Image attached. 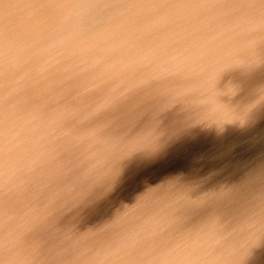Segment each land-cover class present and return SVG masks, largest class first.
<instances>
[{"label": "water", "instance_id": "water-1", "mask_svg": "<svg viewBox=\"0 0 264 264\" xmlns=\"http://www.w3.org/2000/svg\"><path fill=\"white\" fill-rule=\"evenodd\" d=\"M114 1L113 5L103 7V10L95 3L92 11L76 15L91 32L98 36L102 34L94 39L96 42L93 40L95 44L89 50L90 59L101 65L102 74L91 75L86 71L73 70L76 67L75 61H65L64 67L60 60H52L53 63L50 64L48 61L51 59L46 56L51 53V49L44 41L40 42L43 34L39 19L32 17L22 0H0V45L4 44V49L0 48V111L4 107L6 110L13 109L12 113L7 111L1 116L0 147L9 141L3 140L9 125L24 123L26 130L28 129L25 136L28 137L34 124H39L38 118L42 110L48 106L56 107L55 114L51 115L53 125L51 122L44 124V127L57 130L55 137L59 138L60 145L55 147V152L64 166L45 171L32 165L29 161L33 158L32 151H29V159L20 154L21 139L13 143L14 150L11 148L9 152V156L16 161H12L5 152L0 154V249L9 248L3 253L4 256H0V264H57L58 261L66 264L102 263L103 259L93 257L97 249L91 248L99 245L103 247L109 239L113 242L121 233L122 224L131 217L143 216L144 211L140 207L134 206L130 210L129 203L134 192L140 196V201L144 200V192L148 193V172H152L156 182L162 183L163 178L167 182L170 212L165 220L160 224L156 223L151 229L158 234L154 247L173 244V254L176 248L181 253L172 264H215L219 259L224 261L223 264H264V258L260 262L245 261L246 244L239 245L238 240L231 235L219 239L216 235L210 237L208 246L199 253L192 249L193 243L206 232L204 217L207 214L215 216L212 222L214 227H218L227 218L237 220L241 212L240 202L233 200L244 196V193L245 198L247 194L251 196L253 189L259 186L256 184L264 180V163L261 164V159H257L259 152L264 153V137L253 140L246 133L247 125H243L244 129H240L239 125L233 128L230 122V128L223 130L224 121H228L225 114H214V120L210 123L205 118L214 110L209 108L203 111L207 106L202 108L200 99L209 88L216 86V93L222 95L215 104L217 107H214L219 112L223 107L231 109L230 107L237 106L241 100L239 92L238 96L234 92H226L216 82L232 79L235 74L228 73L245 66L250 51L237 48L226 58L219 59L221 66L218 69L224 73L213 74L216 80L206 73L208 63L200 58V52H209L213 47L229 42L227 39L235 42L240 40L243 34L238 39H231L229 33H242L246 29L241 27L245 25L240 24L239 18L248 19L246 13L251 15L249 8L253 3L245 4L241 0ZM118 2H122L124 8L116 11L114 8ZM162 4L164 5L161 6ZM11 5L14 7L12 16L8 14ZM224 9H234V23H223V18H217L218 15L213 18L215 13H226L223 12ZM48 10L50 12L52 9ZM59 14L56 20L59 19L60 22L64 12ZM200 15L210 25L206 29L204 41L191 42L182 33L186 27L197 24L195 21L199 18L196 17ZM174 17L177 22L187 19L175 26L170 24ZM261 20L262 18L259 19ZM24 23L30 26L26 27V32L33 30V33L27 32L33 45L28 44L22 49L17 44ZM249 25L252 27L255 24L252 22ZM9 27L16 34L8 35ZM72 28L74 43L86 39L77 36L75 26ZM150 29L158 37L159 34L164 35L175 29L178 32L175 33L171 46L165 45L162 50H157L159 52L144 58L148 46L143 47V43L150 42V45L159 47L166 35L160 38L149 37ZM253 33V39L259 37V31ZM68 41L64 40L63 43ZM15 54L23 58L15 62ZM130 56L139 59L142 57L139 61H144L143 72L138 71L137 66L129 61ZM82 65L79 64V67ZM262 72L249 77L250 89L264 88V71ZM201 79L205 81V85L200 82ZM153 89L161 90L153 101L156 121L151 126L143 127L154 132L160 140L157 149L186 144L187 148L184 150L197 151L200 147L201 151L185 155H188V161L194 160V166L202 164L205 168L204 181H195V172L191 170L187 173L192 169L188 167L179 168L181 171L177 168L167 172L166 165L174 160L170 158L171 161H166L163 155L158 159L153 158L149 163L142 161L140 166L133 165L134 153H130L123 143L128 135L132 139L137 136L135 131L141 127L130 128V119H126L125 112L128 107L149 96ZM208 95L210 94L205 98ZM232 97L237 98L231 100ZM186 101L189 102L186 104ZM104 106L106 114L102 113L101 107ZM17 108L21 112L16 113ZM67 109H72L73 113H66ZM111 112L115 115L114 124ZM70 123L71 128L68 129ZM259 130L264 136V127L260 126ZM210 132L217 138L225 139L216 141V137ZM222 132L224 136L219 137L218 134ZM230 139L237 144L232 146L233 140ZM214 146L216 154L213 152L205 155L209 158L206 161L203 157L200 159L203 153H208ZM184 150L180 153L183 154ZM78 167H84L83 172L78 171ZM141 170L144 171L143 174ZM70 171H78V174H69ZM240 173L244 174V178L238 177ZM59 174L66 175L58 177ZM181 177H187V181L181 180ZM254 178L256 181H251ZM49 179L48 186L52 188V193L43 189ZM124 179L130 183L127 189H123L121 184L125 183ZM193 203L201 206L199 211L197 207H190ZM185 207H189L191 211L184 213L182 210ZM141 208H144L143 204ZM140 219L143 221V217ZM231 221L223 226L225 231H228ZM73 223L76 225H71ZM101 226V232H95ZM53 232H57L60 237L65 235L69 246L61 239L59 244L62 248L58 250L57 245L52 248L49 237ZM177 235L183 239L177 241ZM95 237L100 238L99 242L92 241ZM176 242L178 246L174 244ZM79 249H82L80 254H75L71 259L69 253Z\"/></svg>", "mask_w": 264, "mask_h": 264}, {"label": "bare ground", "instance_id": "bare-ground-1", "mask_svg": "<svg viewBox=\"0 0 264 264\" xmlns=\"http://www.w3.org/2000/svg\"><path fill=\"white\" fill-rule=\"evenodd\" d=\"M242 2L245 1V4L253 3L249 9H251L252 12H254L251 15L247 12V17L248 19L245 20V18H239V22L242 25L241 27H246L242 31V33L236 32H231L229 33V37L232 39H238L242 34V38L240 40L235 41H230L227 39L225 44L223 43L222 45H217L212 48L209 52H200V58H202L205 63L207 62L208 64L206 65V73L211 77V79L216 80V77L213 76L216 72L221 73L222 70L218 69L219 66H221V62L219 59H223L231 52V51H236L237 48H243V49H248L250 53H248L249 59H247L246 65L242 66L240 69H236L235 72H229L228 74L234 75L232 79L229 80H217L221 84L222 88H225L226 92H234L235 95L238 96L239 94L242 96L238 103V105H234L233 107H230L231 109L228 108H222L219 112V110H216L214 107H217L215 104L218 102L221 98L222 95L216 93V86L213 87V89L209 88L201 97L202 99V110H209V108H212L214 112L208 114L205 119L210 120V123L214 120L213 115L214 114H225L227 115L228 121H224V126L225 130L226 128H230V123L233 124L234 126L239 125L240 129H244L243 125L247 126H254V128L250 127L248 128L245 126L246 133L248 134L249 137H252L254 139H259L263 138L264 136L262 135L261 130H259V127L262 126L264 127V88H261L259 90H252L250 87L247 86L249 84V78L248 79H242L244 75L247 73L248 69L255 65L259 64V71L257 73H262L264 71V0H241ZM114 0H46V3H43L41 7H39V10L41 12L40 14V28L42 30V43H47L50 45L51 53L48 54L49 49H46L47 56L46 58H50L48 62L50 64L53 63V61L57 62V60H60V64L62 67L66 65V62L68 60L70 61H75L76 67H73V70H77L79 72L86 71L88 74L91 75H98L102 74V68L101 65L98 64L96 61H93L90 59L89 55V50L93 44V40L99 36H102L100 33L99 36L95 34L93 31L91 32L86 25L83 24L82 19L77 18L78 14L83 13L84 11H92L95 3L96 5L103 10V7H109V5H113ZM174 2V1H173ZM168 3V2H167ZM162 4L161 6H163ZM122 2H118L114 8V10H122L123 7ZM242 6V4H241ZM48 8L51 10L49 12ZM8 14L12 16L13 12V5H11L10 8H8ZM248 9V10H249ZM246 10V11H248ZM64 12V17L62 20L59 22V19L56 20L57 16L59 13ZM223 12H218L215 13L213 18L221 17L223 18V23L226 21H231L233 22V14H234V9H229L226 10L224 9ZM60 15V14H59ZM77 15V16H76ZM200 16H197V19L195 22L197 24L193 25L191 24L189 27H186L183 30V35L189 39V41L192 42V40L197 41V42H202L204 41L205 34L207 33L206 29L208 28L207 25L209 22L202 20ZM187 17V16H186ZM180 18V17H179ZM195 18V19H196ZM262 18L261 21L259 19ZM187 19V18H186ZM186 19L182 20L185 21ZM84 20V19H83ZM172 20V19H169ZM177 19L174 17V21H172L170 24H173L176 26V24L181 23L177 22ZM254 23L251 27L249 23ZM248 24V25H247ZM25 26V25H24ZM75 26V31L77 36L80 35L82 37H85L86 39L84 40H79L74 43L73 34H72V27ZM251 29H249V28ZM10 28V27H9ZM52 30V32H51ZM260 32L259 37L253 39V32ZM166 32V31H163ZM178 32V29H175L171 32H167L165 35L163 44L159 47H155L153 45H150V42L143 43V47L148 46L145 49L144 52V58H148L152 55V53H157L159 51L157 50H162L165 45L171 46L174 42L175 38V33ZM13 33L16 34L14 30L11 28L7 31L8 35H13ZM151 33L149 37L156 38L158 37L157 35H154L153 30H149L148 35ZM262 33V34H261ZM163 34H159L160 37L164 36ZM158 37V38H160ZM64 40H69L66 44L63 43ZM44 41V42H43ZM95 41V40H94ZM21 42V37L18 39V43ZM61 42V45L59 44ZM96 42V41H95ZM54 46V47H53ZM41 55V54H40ZM46 55V54H45ZM49 56V57H48ZM123 54L121 53V59H122ZM142 57H140L141 59ZM139 58H135L134 56H130L129 61L134 63L137 66L138 71L143 72L144 71V63L143 59L141 61ZM256 59V60H254ZM53 60V61H52ZM66 61V62H65ZM140 62V63H139ZM251 64H248V63ZM79 64H83L82 67H79ZM248 64V65H247ZM67 69H69L68 65L66 66ZM63 69V68H61ZM224 73V72H222ZM258 80V79H257ZM205 85V81L203 79L200 80ZM245 85V88H242V86ZM247 86V87H246ZM246 90H250L252 92H245ZM161 92L160 89H153L149 94H157ZM241 92V93H240ZM208 95L206 98L205 96ZM159 95V94H158ZM237 97H232L231 100H236ZM189 101H186V104ZM135 105H132L131 107H128L127 112V118L129 120L130 128H140L141 129L137 132V136H135L133 139L130 137V135L127 136L126 142L123 143V145H127V150L130 153H134V160L135 162L133 163L134 166L138 164L140 166V162L146 161L150 162L152 159H158L160 155L163 154H156V149L157 146L160 144V140L156 138L154 132H150L147 128L143 127L144 125L150 126L151 121L153 120V116L149 118H144V119H138L137 122H135L136 117L132 114L134 112H139L138 109H134ZM147 108H151V110H155L154 104H151L150 106L148 105ZM236 108V110H235ZM66 113H73L72 109H67ZM155 112V111H151ZM199 113V112H198ZM197 113V114H198ZM49 117H51L52 114H55L54 110L49 111ZM105 114V112H103ZM255 114V115H254ZM234 117H237L234 119ZM239 117V119H238ZM115 115L114 113L111 115V119L114 124V119ZM156 118V117H155ZM154 118V119H155ZM147 119V122L145 123ZM238 119V120H237ZM234 120V121H233ZM237 120V121H236ZM228 122H230L228 126ZM72 123V122H71ZM71 123L68 126V129L71 128ZM74 123V121H73ZM138 125V126H137ZM8 130L5 131V136H3V140L8 139V137L11 136V134H15L16 130L18 129L16 125H9ZM17 128V129H16ZM7 129V128H5ZM176 129V128H175ZM175 129H173L175 131ZM222 130V131H223ZM155 132L157 134V126L155 127ZM226 132V131H223ZM220 133L218 134L219 137H223L224 134ZM172 134V133H171ZM213 137H216V135L213 132H210ZM217 134V133H216ZM209 137V136H207ZM256 137V138H255ZM123 138V136H121ZM216 141L218 140H223L225 138H215ZM233 139H230L232 141ZM5 144V143H4ZM232 146H235L237 142L235 140L232 141ZM129 147V148H128ZM186 147V144L181 145L179 147L171 146L169 148H165L164 152H166L168 149H176V148H184ZM161 149V148H160ZM163 150V149H162ZM197 151H201V148L199 147ZM195 151V152H197ZM162 152V151H160ZM163 152V153H164ZM215 153L216 154V147H212L211 150L208 151V153H204L205 155L210 153ZM31 153V152H30ZM26 155L27 158L29 159V156L31 154ZM33 153V158H30V162H36L39 160L41 156V150L37 151H32ZM204 155L205 161L208 160L207 156ZM257 159H261L260 163H264V153H260L258 155ZM16 161V160H14ZM49 166H52L53 169H59V168H64V167H59L55 163H46L45 167L48 168ZM200 171H204V168L201 169ZM199 173V182L204 181V174L205 173ZM71 174V173H69ZM66 174H59L58 177H64ZM242 176V177H241ZM240 178H244V174L238 176ZM57 178V177H56ZM251 179L253 177H250ZM264 179V177H263ZM57 180V179H54ZM53 180V181H54ZM251 181H256L255 178ZM50 183V182H49ZM48 183V184H49ZM52 185V184H51ZM222 185V184H221ZM220 185V186H221ZM256 186L253 190L252 195H248L245 198L244 196L246 193H244V196H239L236 197L233 201H238L240 202V214L237 216V220H233L231 218L225 219L223 222H220L218 227L212 224L214 221V215L212 214H207L205 216V223H206V232L200 237V239L196 240V243H193V248L196 253H199L203 249H205L208 246V242L210 240V237L216 235L217 239L223 237V236H233L234 239L238 240V244H246L244 247L247 249V253H245V261L251 260V261H256L260 262L264 258V180H260L259 183H257ZM9 188V187H8ZM47 193H52L53 190L50 186L45 185L43 188ZM179 197V196H178ZM244 198V199H242ZM169 194L168 191L164 192L161 194V196L157 199V201L153 204L150 205L149 208L144 210L143 216H138L134 218L133 223H128L126 225L122 224L121 225V235L123 239L126 240V242L134 241L136 243V248L137 250L135 251L134 255V261L133 264H172L175 262V258L179 256L181 253L177 250H175L173 254V250H171V246H159V248L154 247L155 242L158 239V234H156V230H152V223L154 222L153 218H156L155 216H160L162 217L163 220H165L168 216V213L170 212V205H169ZM175 204V202H174ZM173 204V205H174ZM237 204V203H236ZM235 204V205H236ZM190 207H197V210L199 211L200 205L198 203H193ZM184 213L185 212H190L189 207H185L182 210ZM143 217V221L142 218ZM232 220V221H231ZM228 221H231V223L228 224V231H225L226 228H223V226L226 225ZM234 221V222H233ZM124 225V226H123ZM66 227V226H65ZM70 227V224H69ZM99 232H101L102 226L97 228ZM151 229V230H150ZM224 229V230H222ZM150 230V231H148ZM57 232H53V235L49 237L50 243L55 247L57 245L58 250L62 248L61 239L62 242L66 244V246H69V243L66 239L65 235H61L62 237L58 236L56 234ZM60 233V232H59ZM107 235V234H106ZM131 237L129 240L126 238ZM183 238H180L179 235H177V241H181ZM95 240V242H99L100 238L92 239V241ZM174 244H177L174 243ZM158 246V245H157ZM178 246V244H177ZM105 247V246H103ZM170 247V250H169ZM50 248V247H49ZM3 249V248H2ZM0 249V256L4 253H6L9 248H4L3 250ZM22 249V248H21ZM23 250V249H22ZM161 250V251H160ZM24 251V250H23ZM82 251V249L79 250H73L69 253V257L73 259L75 254H80L79 252ZM171 253V255H170ZM4 254L2 256H4ZM138 260H141V262L138 263ZM144 260V261H142ZM137 262V263H136ZM215 264H223L224 261L219 259ZM1 264H20L19 262H7V263H1ZM57 264H66L64 261H58ZM246 264V263H245Z\"/></svg>", "mask_w": 264, "mask_h": 264}, {"label": "rangeland", "instance_id": "rangeland-1", "mask_svg": "<svg viewBox=\"0 0 264 264\" xmlns=\"http://www.w3.org/2000/svg\"><path fill=\"white\" fill-rule=\"evenodd\" d=\"M22 1H23L24 6L26 7V9L29 10L30 14H32V17L35 19H39V21H40L41 12L39 10V7H41V5L43 3H46V0H22ZM24 25H25V26H23L24 29L22 28L23 31H21V42L17 44V46L19 48L22 47V49H23V47H26V45H28V44L33 45L32 40L30 41V36H28V34H27V32L33 33V30L30 29L26 32V27L30 28V26L28 23H24ZM30 35H33V34H30ZM19 45H21V46H19ZM0 48L4 49V44H1ZM21 58H23V57L21 56ZM21 58L19 57V55L15 54L13 59H16L15 60V62H16V61L21 60ZM259 64L260 63L251 66L248 69L247 73L244 75V77H242V79H248L250 76L258 74L257 73L259 71L258 68L261 67V66H259ZM262 73H260V74H262ZM257 79L259 80L260 78H257ZM248 85L249 84H247V86ZM248 87H250V86H248ZM143 94H145V93H143ZM158 94L159 93L149 94V96L147 95L146 97H143V99H141V100L138 99V100H140V102L135 104L134 109H138L139 112L132 113L136 117L135 122H137L138 119H144V118H149V117L153 116V120L151 121L150 126L154 124V122L156 121V118H155L156 112H151V111H155V110H151V108H147V106L148 105L150 106L151 104H153V101L156 100ZM144 99H148V100H144ZM143 101H145V103ZM59 108H60V106H59ZM59 108H58V110H59ZM50 109L54 110L56 112L57 108L52 107V106H48L44 110H42L41 116L38 118V121H40V122H38L39 124H34V126L32 127V132L29 131L30 134L28 137L25 136L28 129L26 130V128H25L26 126L24 125V123H19V122L17 124L13 123V125H16V127L18 129L16 128L17 130H16L15 134H11V136L8 137L9 141L4 142L5 144L2 147H0V154L2 152H5L6 155L9 156V152L11 151V148H13V143L15 144L16 141L21 139L20 143H21L22 148L20 149V154L26 158H27L26 155L29 154V151L30 152L31 151H37V150H41V148H42L41 156H40L39 160L36 162H31L32 165H36L38 168L45 170V171L53 169V168H46L45 167L46 163H56V164L58 163L57 165L59 167H64L62 162L59 161V156L55 152V149H56L55 147H58L60 145L59 138L55 137V135L58 134L57 130L54 128L44 127V124H50L52 122L51 125H53V123H54V121H52L53 118L49 117ZM101 109L103 110L102 113L105 112V114H106L107 109H105V106H104V108L101 107ZM1 110L2 111H0V120L3 119L1 116L6 114L7 111L12 113L13 109H9V110L7 109L6 110L4 107V109H1ZM15 112L19 113L21 111H20V109L17 108ZM112 114L113 113L111 112V115ZM30 124L28 125L29 127H30ZM25 138H26V140H25ZM28 138H31L32 140H29ZM8 139H6V140H8ZM41 145H43V147ZM44 148H46V150ZM185 148H187V147H184L183 149L182 148H176V149L170 148L166 152H164L165 151L164 149L163 150L156 149V154H159V153L163 154L164 160H166V161L167 160L171 161L170 158H173V160H174L173 163L166 165L167 172L172 171L174 169L176 170L177 168L179 169L181 167L192 168L189 171H187V173L188 172L190 173L191 170H193V172H195L194 178H197L195 181H197L199 178V175H200L198 173L202 172L200 170L203 169V166H202V164H200L198 166H194L192 164V163H194L193 162L194 160L188 161V157H187L188 155H185V154L186 153L192 154L195 151L184 150ZM13 150H14V148H13ZM183 150H184V152H183V154H181L180 152H182ZM160 151H162V152H160ZM204 155L205 154L203 153V156H201L200 159L202 157H204ZM49 157H50V159H49ZM10 158L12 159V161H14L13 157H10ZM174 158H177V159H174ZM201 166H202V168H201ZM196 167H197V169L199 168L198 172H197ZM69 168H70V166H69ZM78 169H79L78 171L83 172L82 169H84V167L83 168L78 167ZM77 172L76 171H70L69 173L74 175ZM143 172L144 171L141 170V174H143ZM202 173H205V172L203 171ZM146 179H148L146 181V183L149 185V186H147L148 193H146V191H145L144 192V195H145L144 200L140 201L139 200L140 196H138L134 192V196L131 198V201L129 203L130 210L132 208H134V206H135L138 208L140 207V209L144 211L145 209L149 208L151 204L155 203L157 201V199L161 196L162 193L167 191V182H164V178L162 179V183L158 182V181L156 182L152 176V172H148V174H146ZM181 180L187 181V177H181ZM124 181H125V183L123 184L121 182V184L123 185V189H127L130 186V183H128L125 179H124ZM165 181H166V179H165ZM47 182L49 183L50 179ZM48 183L46 185H48ZM150 189H151V192H150ZM9 190H11L10 187H9ZM9 190H8V194H9ZM136 198H138V199H136ZM142 199H143V197H142ZM142 204L144 205V208H141ZM133 215H134V213H133ZM155 217L156 218H153V219H156V220H154V222L152 223V226H156L155 225L156 223L160 224L163 221L162 217H160L158 215ZM134 218H136V217L135 216L131 217L124 224L126 225L128 223H133V220H135ZM71 225H76V224L73 223ZM95 232L100 233L98 231V229H96ZM106 237H109V234H107ZM126 238L129 240L131 237L126 236ZM104 240H106V239H104ZM91 249H97L96 253H94V255H93V257L95 259H103V262L99 263V264H133L135 251L137 250L136 246H134V242L133 241L126 242V240L123 239L121 233L113 239V242L110 241V239H109V241L106 242L105 247H102L101 245H99L98 247L95 246L94 248H91ZM20 250L22 251V249H20ZM142 261H144V260H142ZM139 262H141V260H138V263Z\"/></svg>", "mask_w": 264, "mask_h": 264}]
</instances>
